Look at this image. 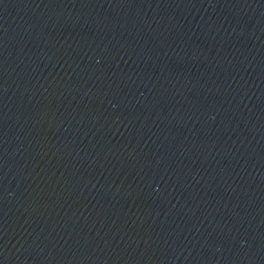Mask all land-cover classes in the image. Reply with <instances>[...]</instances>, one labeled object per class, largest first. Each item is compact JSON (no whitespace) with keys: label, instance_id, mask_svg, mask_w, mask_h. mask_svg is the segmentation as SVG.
Segmentation results:
<instances>
[{"label":"water","instance_id":"95a60500","mask_svg":"<svg viewBox=\"0 0 264 264\" xmlns=\"http://www.w3.org/2000/svg\"><path fill=\"white\" fill-rule=\"evenodd\" d=\"M0 264H264V0H0Z\"/></svg>","mask_w":264,"mask_h":264}]
</instances>
